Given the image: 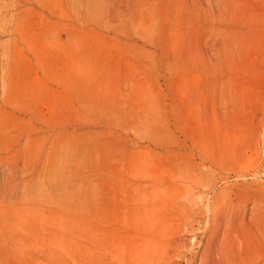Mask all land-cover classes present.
<instances>
[{
	"label": "rangeland",
	"instance_id": "rangeland-1",
	"mask_svg": "<svg viewBox=\"0 0 264 264\" xmlns=\"http://www.w3.org/2000/svg\"><path fill=\"white\" fill-rule=\"evenodd\" d=\"M28 6L0 14V264H264V0Z\"/></svg>",
	"mask_w": 264,
	"mask_h": 264
},
{
	"label": "bare ground",
	"instance_id": "bare-ground-1",
	"mask_svg": "<svg viewBox=\"0 0 264 264\" xmlns=\"http://www.w3.org/2000/svg\"><path fill=\"white\" fill-rule=\"evenodd\" d=\"M82 0H0V14L3 13L4 9H8L12 7V9H15V12L12 13L14 17H18L20 13L23 12V10L28 9V4H36L43 6L44 4L53 5L58 9V12H60V15H66L70 20V22L74 19V15L77 12L78 4ZM87 4L89 5V0H86ZM28 6V7H27ZM88 8V7H87ZM14 22L10 18H7L6 15H2L0 17V30L7 25H13ZM18 22L15 24V29L18 31ZM69 40L72 42L73 37L72 34L69 35ZM13 49H17V44L14 43ZM12 48L9 46L8 48H3L0 46V101L7 103V100L10 98V93L16 84L12 80V64L15 61V53L16 51H13ZM0 102V137L2 133L4 132L6 126L4 121V115L5 112L3 111L1 107ZM68 157V155H66ZM58 163V164H57ZM55 162L53 169L50 172V175L48 177V182L51 183V185H55L62 180H65L66 182L69 180L68 176L64 175V161ZM8 180L7 176V170L6 168H2L0 166V184L2 182H6ZM38 176L33 181L32 179H26L24 181L25 186L30 188V193L36 194L40 190V185L38 186ZM34 182V183H33ZM33 183V184H32ZM56 183V184H55ZM30 186V187H29ZM29 192V191H28ZM70 197V195H65Z\"/></svg>",
	"mask_w": 264,
	"mask_h": 264
}]
</instances>
